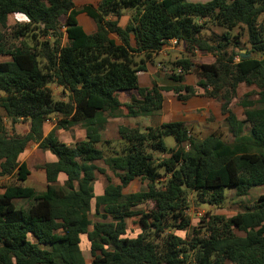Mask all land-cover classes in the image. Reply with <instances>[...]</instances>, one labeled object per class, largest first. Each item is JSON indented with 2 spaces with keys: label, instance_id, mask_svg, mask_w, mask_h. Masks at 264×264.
<instances>
[{
  "label": "trees",
  "instance_id": "obj_1",
  "mask_svg": "<svg viewBox=\"0 0 264 264\" xmlns=\"http://www.w3.org/2000/svg\"><path fill=\"white\" fill-rule=\"evenodd\" d=\"M124 11L132 12V17L123 29L119 20ZM80 14L97 23L94 34L79 24ZM11 15H22L27 22L9 29ZM109 16L116 19L108 20ZM263 16L264 0H99L97 8L88 5L81 11L73 0H0V56L11 58L0 62V178L16 182L0 195V264H85L81 235H87L91 244L92 264H264V196L252 212L230 219L213 217L206 237L198 232L186 241L164 235L190 226L186 211L192 194L198 195L196 202L220 207L227 189L245 196L264 186V106L256 108L248 100L250 94L242 101V122L222 106L233 143L217 133L194 137L191 128L178 121L145 132L121 128L122 147L115 154L109 149L111 154L106 155L96 147L108 117L122 106L119 92L135 90L141 98L133 97L125 106L127 117L158 113L161 92L195 93L184 85H139L138 74L147 71L153 56L172 40L185 46L183 56L171 62L174 82L182 84L185 75L195 71L200 78L196 86L205 91L212 87L207 92L213 98L222 90L235 96L246 84L255 86L257 97L264 101ZM210 24L221 35L205 38ZM242 28L251 47L246 54L253 56L235 61L237 54L228 53V48H239L242 35L232 33ZM132 34L136 48L130 45ZM197 53L212 54L215 62L195 64ZM50 85L68 93L67 101L54 99ZM52 117L60 129L82 125L87 140L71 147L53 132L44 138L43 125ZM17 120L30 122L27 135L15 133ZM167 137L174 138L175 148L166 146ZM31 140L58 159L43 167L48 182L44 193L23 186L30 173L18 159ZM96 161H103L120 185L109 180L104 195L96 198V215L103 211L101 218L107 222L94 224L89 231L95 172H104L94 165ZM61 173L68 178L66 188L56 189L52 184ZM136 179L147 184L146 191L124 195ZM19 200L26 206L17 207ZM147 202L154 204L151 211L131 210ZM136 216L142 232L129 238L127 220ZM234 230L246 236L238 237Z\"/></svg>",
  "mask_w": 264,
  "mask_h": 264
},
{
  "label": "crops",
  "instance_id": "obj_2",
  "mask_svg": "<svg viewBox=\"0 0 264 264\" xmlns=\"http://www.w3.org/2000/svg\"><path fill=\"white\" fill-rule=\"evenodd\" d=\"M187 1L190 3H207L210 2L211 0H202V2H198V1L196 2L192 0H187ZM131 17H132V12L124 11L122 17L119 20V27L123 29L126 28L130 23ZM88 19L89 21H91L90 18ZM115 19L116 18L112 16L108 17V20H115ZM93 22H94L93 20L91 21V23L86 22L87 23L86 27L83 24L82 25L80 24L87 34H94L97 31V23L96 22L93 23ZM111 37L114 38L118 43L120 42L116 36L113 35ZM130 45L132 48L137 47V39L134 34H132L130 37ZM184 53H185V46L183 43H178L175 45L173 43V40L169 41L168 44L162 49V51L158 55L153 56L151 62L147 65V71L138 74L139 85L140 87L143 88H151L154 84H156L158 87H168V88H175V87H179L180 85H184V86L192 87L194 88L195 91L196 90L198 91H196L194 94L180 92L179 94H181L184 97H187L185 101L180 100L178 98L179 94H177L175 91L161 92V96L163 99L162 109L158 113L148 117H143V116L127 117V109L125 106L132 102L133 97H135L138 100L141 98L138 92L135 90L119 92L117 94V97L122 106L113 116L108 117L103 130L100 132L101 142L96 145V147L99 150L104 151L106 155H109L111 153L115 154L117 151H119L120 146L122 147V142L120 138L121 128L137 129L140 130L141 132H145L148 128H157L166 123L179 121V122H185L187 126L192 129L191 131L192 136H194V134L196 133H199L202 129H206L207 131H211L212 129L214 130L215 123L212 120V117L213 116L220 117V115L221 116L223 115L222 106L219 104L220 100L216 101L210 95L209 92H206L203 89L198 88L196 86L198 77L195 75V71H191L190 73L186 74L184 82L182 84H179L170 79L172 70L168 71L166 70V67H164L165 63H170L175 61L176 59L182 57ZM9 61H11V58L6 56H0V62H9ZM194 62L195 64H202V63L213 64L215 62V58L212 55L203 56L200 53H197L194 58ZM193 68H195V66ZM51 90L53 92V96L57 94L55 90H58V94H60L57 98L54 99L67 101L68 93H65V95H63L62 88L54 85ZM1 95L2 94H0V96ZM224 118L226 119V116H224ZM237 119L241 121L238 117ZM57 125H58V119L56 117H52L49 121L45 122L42 130L43 137L46 138L49 134L53 132L57 140L71 147L75 146L79 142L87 140V130L84 127H82V125H76L67 130L60 129L58 128ZM13 129L17 135L25 136L30 132V122L28 120H17L14 124ZM212 133H216V132H212ZM106 142H110L111 145L106 146L104 144ZM233 142H234V137H233ZM233 142H227V143H233ZM165 156L166 155H163L162 157ZM18 161L20 164L25 163L30 173L27 180L23 183V186L26 188L33 189L37 193L46 192L48 188V182H47L46 172L43 167L46 164L56 163L58 161L57 157L50 151L43 150L39 142L35 140H31L28 143L24 153H22L19 156ZM94 165L98 169L103 170L104 172L103 173L100 171L95 172V181L93 183L94 199L91 201V211L89 214L90 220H91V212L93 206H94V210L96 211V198L104 195L105 190L109 184V180L111 184L114 186L120 185V180L118 179V177L108 168V166H106V164L103 161H96ZM12 179L14 180V183H16L15 179L14 178ZM67 180H68L67 176L61 173L59 174L57 181L54 184H52V186H54L56 189H64L66 188ZM105 180L107 181V184ZM137 181L140 180L136 179L132 181L123 190V194L129 195L133 193H138V192L131 193L130 191L131 186L134 187L135 182ZM140 182L141 184L144 183L142 181ZM144 185H146L147 187V184ZM258 187H263V186H258ZM252 190L253 188L249 192L250 195H252L251 192ZM263 194L264 192H260L257 195L262 197L264 196ZM243 197L246 198L248 196H243ZM139 205L141 204H137L135 206H139ZM131 210L133 209L131 208ZM243 213L245 212H242L240 214ZM91 222H92V226L89 227V231L93 230L94 224L104 223L107 221L102 220V221L93 222L91 220ZM235 234L238 236L237 233ZM80 239H81L80 250L84 257L85 264H88L87 256L90 254L92 256L91 244L88 240L87 235H81ZM229 263L231 264L232 262Z\"/></svg>",
  "mask_w": 264,
  "mask_h": 264
},
{
  "label": "rangeland",
  "instance_id": "obj_3",
  "mask_svg": "<svg viewBox=\"0 0 264 264\" xmlns=\"http://www.w3.org/2000/svg\"><path fill=\"white\" fill-rule=\"evenodd\" d=\"M192 1H198L202 2V0H192ZM76 6L77 11H81L84 6L86 5H92L95 8L98 6V0H73ZM264 16L262 17V19ZM79 24H83L86 27V22L91 23L89 19L84 16L83 14H80L78 16ZM66 21L65 17L61 18V24L64 25ZM27 20L22 15H12L9 17L7 25L9 29H14V27L17 26V24H24ZM94 23V22H93ZM210 32H205V38L211 39L214 35H221V30L216 28L213 24L209 25ZM1 29V28H0ZM7 29L5 31L6 34H11V30ZM3 30V29H2ZM65 31V26L62 28V32ZM233 36H240V44L239 48H235L233 45L229 46L228 53H235L237 54L235 61L239 60V56L243 54L242 52H249L251 50L250 45L248 44V37L247 32L245 29L242 28V30H236L232 33ZM41 40V39H40ZM43 40V38H42ZM65 43V39L62 40ZM234 42V40H233ZM232 42V43H233ZM13 43V41H12ZM231 43V44H232ZM203 56L212 55V54H204L201 53ZM253 56V55H252ZM255 57L259 58L260 55H255ZM5 59V58H4ZM203 64V63H202ZM166 70L170 71L173 69L170 63H165ZM195 75L198 77L197 84L200 81L199 74L195 72ZM196 77V78H197ZM54 85H50V88L52 89ZM211 89H208L207 91H212ZM204 90V89H203ZM57 94L54 95V98H57L60 94H58V90H55ZM198 91V90H196ZM195 91V92H196ZM205 91V90H204ZM206 91V92H207ZM61 92V90H60ZM214 92V91H213ZM257 88L255 86H247L246 84H241L235 96L230 97V95L226 92V90H222V92L217 93L214 92V99L220 100L219 104L221 106H228V108L242 121L244 120V108L242 107V101L245 99V96L250 94L251 96L248 98V100L252 101L254 106L256 108H261L264 106V101L260 100L257 95ZM1 94V93H0ZM225 116V115H224ZM224 116L220 115L217 117H212V120L214 121V130L207 131L206 129H202L199 133L194 134V137H200L205 138L212 132H216L217 134H220L222 136V139H224L226 142H233V137L230 132V129L227 125V122L224 118ZM7 126L11 128L10 123H7ZM9 128V129H10ZM249 126L244 127L245 132L248 131ZM192 131V129H191ZM166 145L169 149H173L176 147V142L173 137H167L165 139ZM104 176V175H103ZM117 180V179H116ZM106 184L107 181L105 180ZM14 183V180L12 178H0V195L4 193V188L7 185H11ZM146 183H142L140 181L135 182L134 187L131 186V193L133 192H142L146 190ZM252 195L248 193V196L244 198L243 196H238L236 190H233V188L227 189L226 199L220 207L212 206L207 203L203 202H196L198 200L197 194H192L189 198V208L186 211L187 217L190 219V226L186 230H179V229H173L166 231L164 235L173 234L176 235L186 241H191L192 239L196 238V233H200L201 237L208 236L210 234L208 230L209 223H211L213 217H223L224 219H230L242 212H252L257 207L260 196L257 195L260 192H264V186L263 187H256L253 188L251 191ZM264 195V194H263ZM17 207L26 206V202L24 201H16L15 202ZM134 211L138 212H149L154 208V204L151 202H147L144 204H141L139 206H132L131 207ZM103 212V211H102ZM101 212V214H102ZM101 214L96 215V211L94 210V206L91 212V220L93 222L102 221ZM102 219V220H101ZM142 230L139 225V217H134L127 220V234L126 236L129 238H136L139 234H141ZM234 233H237L240 237H245L246 234L244 232H239L237 230H234ZM87 262L88 264H91L92 262V256L91 254L87 256ZM225 264H230L229 262H226ZM232 264V263H231ZM234 264V263H233Z\"/></svg>",
  "mask_w": 264,
  "mask_h": 264
},
{
  "label": "water",
  "instance_id": "obj_4",
  "mask_svg": "<svg viewBox=\"0 0 264 264\" xmlns=\"http://www.w3.org/2000/svg\"><path fill=\"white\" fill-rule=\"evenodd\" d=\"M243 54H241V58L242 59H249V58H251V54H246L245 52H242Z\"/></svg>",
  "mask_w": 264,
  "mask_h": 264
},
{
  "label": "built area",
  "instance_id": "obj_5",
  "mask_svg": "<svg viewBox=\"0 0 264 264\" xmlns=\"http://www.w3.org/2000/svg\"><path fill=\"white\" fill-rule=\"evenodd\" d=\"M173 43L176 45V44H178V42L176 41V40H173ZM176 72L177 73H182V69L181 68H177L176 69Z\"/></svg>",
  "mask_w": 264,
  "mask_h": 264
}]
</instances>
